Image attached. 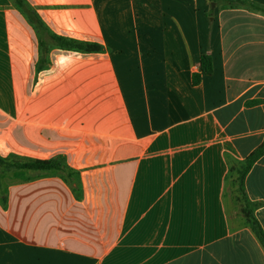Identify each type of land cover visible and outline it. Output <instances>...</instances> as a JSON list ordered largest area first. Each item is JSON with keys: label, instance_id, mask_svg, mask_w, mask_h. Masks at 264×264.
Wrapping results in <instances>:
<instances>
[{"label": "crops", "instance_id": "0c3cea01", "mask_svg": "<svg viewBox=\"0 0 264 264\" xmlns=\"http://www.w3.org/2000/svg\"><path fill=\"white\" fill-rule=\"evenodd\" d=\"M0 0V264H264L238 168L264 141V14L224 0ZM264 8V0H245ZM215 2V9L211 8ZM203 55L214 73L198 85ZM264 230V156L245 178Z\"/></svg>", "mask_w": 264, "mask_h": 264}, {"label": "trees", "instance_id": "16d2710c", "mask_svg": "<svg viewBox=\"0 0 264 264\" xmlns=\"http://www.w3.org/2000/svg\"><path fill=\"white\" fill-rule=\"evenodd\" d=\"M219 1V0H213ZM228 3L229 7L239 8L244 7L250 11L261 12L264 14V8L256 6L245 0H224ZM16 3L21 10L24 11L25 15L29 18L31 23L37 29L40 36V46L43 51V57L49 52V45H55L63 50L77 51L83 53H93L102 50V47L97 43L82 42L74 39H68L65 37L57 36L52 34L45 26L44 22L34 12L27 8L24 0H16ZM214 73L213 59L210 55H203L200 60L199 72L193 75L194 85L201 83L204 76H210ZM264 156V141L262 144L255 149L245 160L242 168H238V188L239 193L238 200L241 203V212L246 218L252 233L255 235L259 243L264 249V230L255 216L256 204H252L246 195L245 191V178L255 163ZM31 172L35 176H45L50 172H56L60 175L65 182L72 186H78L77 177L78 174L75 172L67 163L66 157L58 155L56 157L40 160L31 158H22L19 156H0V197L3 202L6 201V191L3 189V179L10 175L12 172Z\"/></svg>", "mask_w": 264, "mask_h": 264}, {"label": "rangeland", "instance_id": "374dc122", "mask_svg": "<svg viewBox=\"0 0 264 264\" xmlns=\"http://www.w3.org/2000/svg\"><path fill=\"white\" fill-rule=\"evenodd\" d=\"M213 4H215V2H213V3H212V5H211V8H212V9H215V7H214V5H213Z\"/></svg>", "mask_w": 264, "mask_h": 264}, {"label": "water", "instance_id": "95a60500", "mask_svg": "<svg viewBox=\"0 0 264 264\" xmlns=\"http://www.w3.org/2000/svg\"><path fill=\"white\" fill-rule=\"evenodd\" d=\"M214 5V7H215V4H213Z\"/></svg>", "mask_w": 264, "mask_h": 264}]
</instances>
